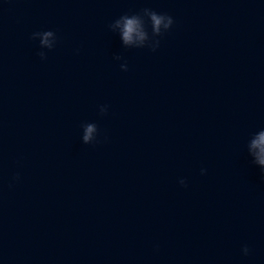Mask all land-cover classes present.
<instances>
[{"label": "water", "instance_id": "1", "mask_svg": "<svg viewBox=\"0 0 264 264\" xmlns=\"http://www.w3.org/2000/svg\"><path fill=\"white\" fill-rule=\"evenodd\" d=\"M261 132L264 0H0V264H264Z\"/></svg>", "mask_w": 264, "mask_h": 264}, {"label": "clouds", "instance_id": "2", "mask_svg": "<svg viewBox=\"0 0 264 264\" xmlns=\"http://www.w3.org/2000/svg\"><path fill=\"white\" fill-rule=\"evenodd\" d=\"M144 13L147 15L148 19L145 20L139 15H133L131 17L124 15L120 19L116 20L115 26L119 27L122 32V38L125 44H131L134 39L144 41L148 38V32L146 31L147 26L150 24L151 33L155 37H160L166 33L173 26L174 20L170 15L157 13L151 9H144ZM163 29V30H162ZM38 33H34L33 37ZM53 35V31H46L43 33L42 44H48V37ZM159 46V40H156V46L152 47V50ZM51 47V46H49ZM39 55L41 58H45V53L40 52ZM122 70H127V66H121ZM95 131V126L89 125L84 134V142L88 143L92 137V133ZM250 151L254 157L255 164L261 167V170L264 171V132H261L256 139H254L250 146ZM204 170H202L203 173ZM14 179H19L17 175ZM181 185L186 186L185 180L181 179L179 181ZM243 252L245 255L248 254L249 249L244 247Z\"/></svg>", "mask_w": 264, "mask_h": 264}]
</instances>
